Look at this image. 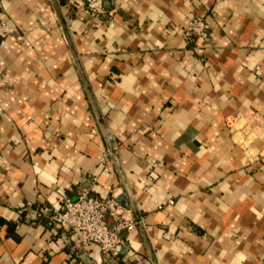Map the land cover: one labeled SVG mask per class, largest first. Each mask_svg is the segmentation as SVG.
<instances>
[{"label":"crops","instance_id":"obj_1","mask_svg":"<svg viewBox=\"0 0 264 264\" xmlns=\"http://www.w3.org/2000/svg\"><path fill=\"white\" fill-rule=\"evenodd\" d=\"M64 2L0 0V264H264V0ZM81 183L138 221L115 255L32 212Z\"/></svg>","mask_w":264,"mask_h":264},{"label":"built area","instance_id":"obj_2","mask_svg":"<svg viewBox=\"0 0 264 264\" xmlns=\"http://www.w3.org/2000/svg\"><path fill=\"white\" fill-rule=\"evenodd\" d=\"M64 4L73 11L91 17H101L106 13L104 0H65ZM208 29L209 25L204 18L194 16L186 23L183 36L192 41L206 36ZM11 30L9 25L0 21V38H5ZM115 150L113 135L107 133L102 161L107 162L109 157L115 159ZM168 203L171 204L172 200ZM32 212L36 218H44L50 228L69 231L73 247L94 245L103 255H115L123 244L120 231L129 230L138 222L123 218V214L131 212V209L115 197L97 195L84 183L77 186L75 198L62 196L53 208L39 207Z\"/></svg>","mask_w":264,"mask_h":264}]
</instances>
